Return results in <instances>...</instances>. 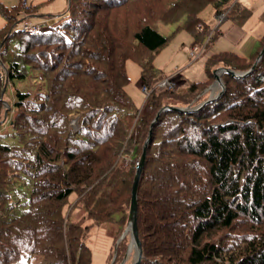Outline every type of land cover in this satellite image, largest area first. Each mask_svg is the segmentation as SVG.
I'll use <instances>...</instances> for the list:
<instances>
[{
  "label": "trees",
  "instance_id": "trees-1",
  "mask_svg": "<svg viewBox=\"0 0 264 264\" xmlns=\"http://www.w3.org/2000/svg\"><path fill=\"white\" fill-rule=\"evenodd\" d=\"M207 4L237 24L250 13L238 0H67L32 32L15 28L20 3L0 2V92L13 90L0 134V264H91L85 237L93 225L124 222L136 167L125 155L141 154L156 112L205 100L217 67L252 66L264 35L247 55L209 54L205 78L183 93L154 86L162 77L153 60L170 35L152 21L180 22L191 45L206 47L218 33L207 38ZM127 59L149 88L140 107L126 92ZM221 78L219 97L165 109L153 125L137 193L139 264H264V55L254 71ZM73 191L86 213L75 221L63 210ZM176 246L185 257L165 255Z\"/></svg>",
  "mask_w": 264,
  "mask_h": 264
},
{
  "label": "rangeland",
  "instance_id": "rangeland-1",
  "mask_svg": "<svg viewBox=\"0 0 264 264\" xmlns=\"http://www.w3.org/2000/svg\"><path fill=\"white\" fill-rule=\"evenodd\" d=\"M0 2L7 7H12L20 3L21 7L17 12L19 23L17 26H15V28L20 29H22V24L25 22L30 23L32 26L40 27L41 25H44V22H48L51 18H53L52 15L58 14V12L63 10L67 4V0H0ZM27 6H33L32 11H26L27 9H25V7ZM214 12L215 11L213 6L211 4H207L200 10L199 16L204 22L209 23L205 20H209L210 17H214ZM3 22L4 17L0 15V26L3 24ZM152 23L155 25V28L158 32L163 35H170L167 44L154 57L153 64L155 67L160 69V77L164 78L174 75L173 79L175 87L169 90L176 91L177 93H183L188 81L203 80L205 78L203 68L205 58L210 53L218 51L215 46L218 40L217 38L220 35L218 34L217 38H214L209 42V44L204 48L199 57L194 58L189 54V47L192 40L191 34L184 29H176L177 25L180 24V22L164 24L152 21ZM210 28L214 29L213 26H211ZM255 43L256 39L254 37H249L244 43V46L240 48V50L232 51H238V53H249L253 49ZM223 49H228L227 51H229V48L223 47ZM176 50L178 51V53H174ZM125 66L129 76V83L126 86V92L130 96L134 106L140 107L144 101L146 94L144 91H142L141 85L138 84L140 79L139 66L133 59H127ZM213 81L214 79L200 93L204 94L205 98H208L212 94H216L219 91V85L214 84L216 86L215 87L213 85ZM12 95L13 90L11 87H6L3 92L1 89L0 98H2V106L0 109V134H3L7 129V125L1 123L6 117V109L9 108V105L12 103ZM189 106L195 107L197 105ZM69 125L72 129H78V114L71 113L69 115ZM143 143L141 144V147ZM58 147L62 149L60 142H58ZM131 156L132 155L129 152L127 155H125V160L127 162L133 163L134 165L139 160L140 155H136L134 159H132ZM122 163L124 162L120 161L119 164L121 165ZM76 199L77 193L75 191L71 192L63 208L64 214L68 217L69 220L73 221L77 220L80 217L83 219V215H86L83 209L76 205ZM127 213L128 210L126 211V218L124 222L114 221L113 219L104 221L98 225H93L89 228L88 234L85 237V243L87 244L91 252V264H120L122 261H124V264H129L135 260L136 250L134 246L130 245V248L128 247L130 242V230L129 228H127ZM119 216L120 213L114 214L115 219L119 218ZM122 232L124 233V235L122 238H119ZM119 233L120 235L117 236ZM111 235L117 236V238L113 240ZM123 245L125 247L123 255L120 256L119 253V257H117L116 259L117 248H122ZM172 250L173 251L169 252L165 251V255H170L171 257H174L177 254L182 257H185L186 255L183 246H176ZM37 263V258L29 257L20 264Z\"/></svg>",
  "mask_w": 264,
  "mask_h": 264
},
{
  "label": "water",
  "instance_id": "water-1",
  "mask_svg": "<svg viewBox=\"0 0 264 264\" xmlns=\"http://www.w3.org/2000/svg\"><path fill=\"white\" fill-rule=\"evenodd\" d=\"M263 55H264V46L259 51V53L256 56L252 66L245 71H236V70H233L231 68L223 67V66H220V67L213 69V76H214L213 85L214 84L219 85V91L216 94H212L211 96H209L208 98L203 100L197 106H195V107H190V106L182 107V106H176V105H165V106H162L157 111L153 120L149 124L148 134H147V137H146V139L142 145V150H141L139 160L136 163L135 173H134L132 186H131L130 202H129V208H128L126 222H127V228H129V230H130V242H129L128 247L130 248V245L134 246V248L136 250V258L133 262H131L129 264H139L141 259H142V249H141L140 239L138 237V230H137V225H136L137 193H138L139 183L141 180V174H142L144 163H145L146 150H147V147H148V145L151 141V138H152V128H153L154 123L158 120L160 113L163 110L168 109V108L188 112V111H191L193 109H196V108L202 106L206 102H209L213 99H216L217 97H219L222 94V92L225 89L224 83L221 79V74L223 72L230 73L234 76H244V75L255 70L256 66L258 65V63H259V61ZM5 86H6V83H5L4 87L2 88V92L4 91ZM123 235H124V233L122 232V234L119 236V238H122ZM120 264H124V261H122Z\"/></svg>",
  "mask_w": 264,
  "mask_h": 264
},
{
  "label": "crops",
  "instance_id": "crops-1",
  "mask_svg": "<svg viewBox=\"0 0 264 264\" xmlns=\"http://www.w3.org/2000/svg\"><path fill=\"white\" fill-rule=\"evenodd\" d=\"M238 2L250 11L248 17L244 19L241 24L234 23L227 18L217 24V14H215V12L214 17H210L209 20H205L209 22L208 24L210 27L216 26L215 31L218 32L217 35H220L219 37L217 35L215 36V38L218 37L215 46L218 51L215 52L228 50L223 49V47L229 48V51L240 50L249 37H254L257 40L264 35V0H238ZM174 53H178V51L176 50ZM235 53L240 55L248 54L238 53V51ZM138 84H140V79Z\"/></svg>",
  "mask_w": 264,
  "mask_h": 264
},
{
  "label": "built area",
  "instance_id": "built-area-1",
  "mask_svg": "<svg viewBox=\"0 0 264 264\" xmlns=\"http://www.w3.org/2000/svg\"><path fill=\"white\" fill-rule=\"evenodd\" d=\"M216 19H217V24H219L220 21H222L223 19H225V13H218L216 15ZM200 26V24L198 25V27ZM216 29V26H214V29L210 28L207 38H209L211 36V33ZM22 30L23 31H32L35 32L38 30V28L36 26H32L30 23L25 22L22 24ZM204 44L198 45V44H193L190 45L189 47V54L191 56H193L194 58L199 57V55L202 53V51L204 50ZM174 76V75H173ZM173 76L170 77H164V78H160L158 79L155 83L154 86L158 87V88H167V89H173L174 86V79ZM142 91L145 92V94L147 95L149 90L148 87L145 85L141 86Z\"/></svg>",
  "mask_w": 264,
  "mask_h": 264
},
{
  "label": "bare ground",
  "instance_id": "bare-ground-1",
  "mask_svg": "<svg viewBox=\"0 0 264 264\" xmlns=\"http://www.w3.org/2000/svg\"><path fill=\"white\" fill-rule=\"evenodd\" d=\"M6 85H7V84H6ZM214 86H215V85H214ZM215 87H216V86H215ZM215 87H214V88H215ZM216 90H217V89H216ZM216 92H217V91H216Z\"/></svg>",
  "mask_w": 264,
  "mask_h": 264
}]
</instances>
